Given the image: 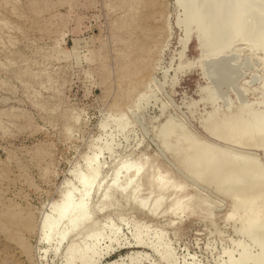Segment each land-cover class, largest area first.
<instances>
[{"label": "rangeland", "instance_id": "1", "mask_svg": "<svg viewBox=\"0 0 264 264\" xmlns=\"http://www.w3.org/2000/svg\"><path fill=\"white\" fill-rule=\"evenodd\" d=\"M214 1L0 0V264H66L76 236L54 249L39 226L65 188L77 196L75 174L97 152L104 184L123 160L141 171L132 194L98 202L88 264H230L225 251L250 246L238 231L247 212L182 158L192 137L264 170L261 145L222 131L264 114V27L249 36L264 0L243 33L227 25L236 0ZM200 22L226 31L215 40Z\"/></svg>", "mask_w": 264, "mask_h": 264}, {"label": "bare ground", "instance_id": "2", "mask_svg": "<svg viewBox=\"0 0 264 264\" xmlns=\"http://www.w3.org/2000/svg\"><path fill=\"white\" fill-rule=\"evenodd\" d=\"M203 1L204 0H202V2ZM218 1L220 0H217L216 2ZM224 1L225 0H223V2ZM230 1L232 2V0ZM261 1L262 0H236L235 2L233 1L234 3L232 4L234 5H232L233 6L232 17L231 19H228L229 22L227 25L229 26L230 25L229 23L232 22L233 28L236 30V33H237V30L239 31L238 33L240 32L243 33V31H245V27L247 26L246 23L248 24V22H250V21H247V22L244 21L245 17L247 16V18L250 19L249 17H250L251 12L253 14L256 12V10L259 11L261 9L260 8ZM222 5H224V3ZM230 5L231 4L229 3L228 7H230ZM214 9L217 10V7ZM226 9L227 8H225V10ZM218 10H220V8ZM230 10L231 8L229 9V12ZM261 11L263 14L262 21L252 28V31H250L249 36L256 37L258 30L264 27V8L261 9ZM210 12L212 13L213 11L211 10ZM211 13H210L211 16L208 14L207 16L212 17L213 13L212 14ZM219 13L222 14L224 12L222 11ZM222 15L224 17V14ZM202 16L205 17V15H202ZM253 16L254 15H252L251 17ZM224 19L227 20V18H224ZM224 19H222V21H225ZM225 22L221 23L220 21L218 22V25L219 23L220 25H223V23ZM243 22H245V24ZM200 23H202L201 26H205V24H208V23H210L209 25L211 24L212 26L214 25L213 22H208V23L200 22ZM242 24H244V30L240 31L241 30L240 28H243ZM198 26H200V24ZM208 26L206 25L205 27H208ZM205 27L204 29H202L201 27V31L198 30L200 27L197 29L198 32H200L198 33V35H201L202 32H206L204 31L207 29ZM210 27L211 26L208 27L209 30L211 31L215 30V29H211ZM214 27H217V26H214ZM225 27L224 29L221 28L223 30L221 31V34H220L221 36H222V32L226 31ZM221 29L218 28L217 30L214 31V33L212 31V32H209V34L210 33L215 34L217 33V31H220ZM228 32L229 31H227V33ZM217 34L218 35L216 36L218 38L214 37L215 35L211 34L215 40L220 38L219 32ZM228 34H231V32ZM212 37L210 38L213 39ZM215 40H213V42L211 43L215 42L214 44H216ZM202 41L203 40H201V42ZM204 42H202L203 45H204ZM207 58L208 57H206V59ZM222 131L225 132V136H227L228 139L238 141V142L241 140H249L254 143H257L258 145H261L264 148V114H259L258 116H254L253 123L246 122V123L241 124L237 120H231L223 125ZM195 139H194V142L192 141L193 140L192 137L189 141L188 139H186L189 142V144L188 145L186 144L187 146L186 148H184L185 150L184 149L182 150V153H183L182 158L184 159V162H187V164H189L190 172L201 175L200 177L197 176L199 180L204 178L205 180H208V182H213L214 183L213 186H217L216 190L219 189L217 190V193L218 191L219 192L222 191L221 193L227 194L232 199L233 206L235 208H243L247 212V215L243 219L242 223L240 224L238 231L248 237V239L250 240L249 241L250 246L247 243L245 244V242L244 243L236 242L235 247L239 248L240 250L239 255L236 256L237 258H235V257H232L230 251H225L228 262L230 264H247L246 263L247 261H251L252 264H264V172H263L264 170H262V172L257 171L256 167L259 165L255 166L256 164H253L251 162H246L241 157L223 152V150L221 151V150L214 149L211 146L209 147V145L206 146V144H203L204 146H198L195 143L196 141ZM179 140H182V138ZM187 141L185 142L187 143ZM198 143H200V141ZM173 144L171 143L170 146ZM176 144L178 143H175V145ZM91 153H94V152H91ZM97 153L87 156L84 162L85 163L84 166L86 168L84 167L85 168L84 171L79 170V172H76L75 174L76 181L78 182V187L75 188V192H78L77 196L74 197L73 195H71L72 194L71 191L65 188L61 193L60 199L58 201L52 202L49 206L50 210L43 214L42 220L39 226L40 231H41L40 238L48 242L51 239L54 240L55 242L54 249H57L63 240L65 239L67 240L68 238L72 236H76L75 240L71 239L69 243H67V245L65 246L64 256L66 258L65 260L66 264H69V259H72V260L77 259L80 262H83L84 264H88L93 261V258L96 254V248H97L96 247V236L94 233L95 225L92 224V225L85 227L86 224L93 221L92 220L93 214L95 213L96 210H98V207H97L98 202L100 203H104L106 201L109 202L115 194H121L125 197H127L129 194H132L135 190V180L141 171V166L139 165L137 161L123 160L120 162V164L119 162H117V164L119 165L117 166L115 164L117 167L114 168V170L112 169L113 170L111 172L112 174L110 173L111 178H108L106 176L107 179H110V180L108 182L105 181L106 184H104V177L101 176L103 174L100 172L102 168H100L99 162L97 160V155H98ZM76 169L74 168V170ZM100 173L101 175L99 176ZM99 190H101V193L99 192L100 194L99 196H97L98 197L97 200L93 202L92 197L95 196ZM136 198L138 199V197ZM145 201H142L141 199V201L139 200V202H136V203H138L139 206L144 207L147 203V201L146 203ZM160 203H161L160 198H157L156 196V199L152 203V206L150 209L155 210L159 206ZM176 207L183 209L185 207V203L179 202ZM231 214L232 213H230L229 215ZM110 225L107 226V230L109 233L108 236L115 233V228L112 227L113 225L112 226ZM82 228H85V229L82 230ZM134 236L137 242H141L140 235L138 233L134 234ZM151 246L154 247L153 245ZM251 246H256L258 250L255 253H251L249 251V248ZM154 249L157 253H160L159 254L160 257L163 258L164 260L165 259L168 260L171 257L170 254H164L165 253L164 251H160L156 248Z\"/></svg>", "mask_w": 264, "mask_h": 264}]
</instances>
